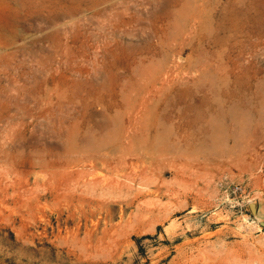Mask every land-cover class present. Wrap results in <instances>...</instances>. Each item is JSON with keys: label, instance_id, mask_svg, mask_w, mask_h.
<instances>
[{"label": "rangeland", "instance_id": "rangeland-1", "mask_svg": "<svg viewBox=\"0 0 264 264\" xmlns=\"http://www.w3.org/2000/svg\"><path fill=\"white\" fill-rule=\"evenodd\" d=\"M261 222L264 0H0V264H264Z\"/></svg>", "mask_w": 264, "mask_h": 264}, {"label": "water", "instance_id": "water-1", "mask_svg": "<svg viewBox=\"0 0 264 264\" xmlns=\"http://www.w3.org/2000/svg\"><path fill=\"white\" fill-rule=\"evenodd\" d=\"M248 208L250 210V213L252 216H257V211H258V204L256 201H251L248 203ZM261 225L264 226V222H261Z\"/></svg>", "mask_w": 264, "mask_h": 264}, {"label": "built area", "instance_id": "built-area-1", "mask_svg": "<svg viewBox=\"0 0 264 264\" xmlns=\"http://www.w3.org/2000/svg\"><path fill=\"white\" fill-rule=\"evenodd\" d=\"M230 193L232 194L242 193V187L239 185H235L234 187L231 188Z\"/></svg>", "mask_w": 264, "mask_h": 264}]
</instances>
